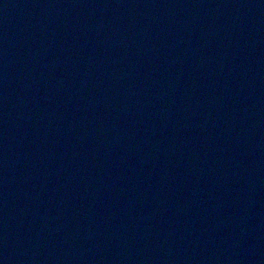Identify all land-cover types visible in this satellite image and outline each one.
I'll use <instances>...</instances> for the list:
<instances>
[{
    "label": "water",
    "instance_id": "obj_1",
    "mask_svg": "<svg viewBox=\"0 0 264 264\" xmlns=\"http://www.w3.org/2000/svg\"><path fill=\"white\" fill-rule=\"evenodd\" d=\"M0 264H264V0H0Z\"/></svg>",
    "mask_w": 264,
    "mask_h": 264
}]
</instances>
